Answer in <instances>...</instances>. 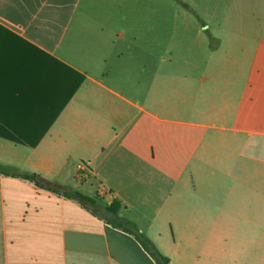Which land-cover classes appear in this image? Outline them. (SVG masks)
Returning a JSON list of instances; mask_svg holds the SVG:
<instances>
[{
  "label": "crops",
  "instance_id": "crops-1",
  "mask_svg": "<svg viewBox=\"0 0 264 264\" xmlns=\"http://www.w3.org/2000/svg\"><path fill=\"white\" fill-rule=\"evenodd\" d=\"M173 4L0 0V264H156L114 201L169 259L168 236L219 248L264 204V23L232 53L177 52Z\"/></svg>",
  "mask_w": 264,
  "mask_h": 264
},
{
  "label": "rangeland",
  "instance_id": "rangeland-1",
  "mask_svg": "<svg viewBox=\"0 0 264 264\" xmlns=\"http://www.w3.org/2000/svg\"><path fill=\"white\" fill-rule=\"evenodd\" d=\"M156 1L175 6L172 0ZM178 2L177 11L175 8L172 13L168 11V17L177 20V40L171 47L177 52L219 48L232 53L237 34L254 35L256 32L251 31L253 20L264 23V0ZM165 46L163 43V49ZM250 204L256 214L248 212L246 216L243 212L242 216L225 218L223 236L226 243L219 248L212 243L214 235L206 231L196 236L188 232L189 228L187 235L176 232L174 237L168 236L166 244L171 251L170 261L173 264H264V204L260 201L256 206L254 202ZM160 252L163 254L164 251Z\"/></svg>",
  "mask_w": 264,
  "mask_h": 264
},
{
  "label": "trees",
  "instance_id": "trees-1",
  "mask_svg": "<svg viewBox=\"0 0 264 264\" xmlns=\"http://www.w3.org/2000/svg\"><path fill=\"white\" fill-rule=\"evenodd\" d=\"M177 4H179L178 0H173ZM188 9V7H186ZM0 170L3 171V168L0 167ZM12 175L17 178H21L24 180H28L32 182L37 188L47 190L51 193L62 195L63 197L76 201L79 203V205L86 209L87 211L91 212L94 216H98V206L96 205V202L87 196H84L78 192H74L69 190L67 187H64L62 185L48 182L42 178H40L36 174H29V173H23L19 172L17 170H14L12 172ZM120 209V204L116 201H114L111 206L109 207L108 211L116 218V222H111V224L119 228L132 236L135 237V239L140 243V245L149 253V255L153 258V260L156 262V264H167L170 259L166 256H164L154 245V243L143 233L139 231V229L136 227L135 224H133L130 221H127L125 219H122L118 215V211Z\"/></svg>",
  "mask_w": 264,
  "mask_h": 264
},
{
  "label": "water",
  "instance_id": "water-1",
  "mask_svg": "<svg viewBox=\"0 0 264 264\" xmlns=\"http://www.w3.org/2000/svg\"><path fill=\"white\" fill-rule=\"evenodd\" d=\"M167 264H173V262L169 261Z\"/></svg>",
  "mask_w": 264,
  "mask_h": 264
}]
</instances>
